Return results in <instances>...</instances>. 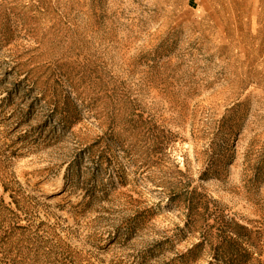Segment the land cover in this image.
<instances>
[{"label":"rangeland","instance_id":"374dc122","mask_svg":"<svg viewBox=\"0 0 264 264\" xmlns=\"http://www.w3.org/2000/svg\"><path fill=\"white\" fill-rule=\"evenodd\" d=\"M0 264H264V0H0Z\"/></svg>","mask_w":264,"mask_h":264}]
</instances>
